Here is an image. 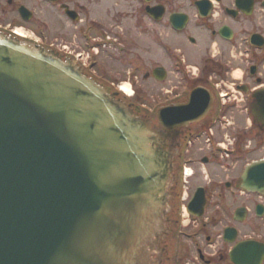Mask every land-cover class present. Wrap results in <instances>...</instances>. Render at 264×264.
Wrapping results in <instances>:
<instances>
[{
	"label": "flooded vegetation",
	"instance_id": "1",
	"mask_svg": "<svg viewBox=\"0 0 264 264\" xmlns=\"http://www.w3.org/2000/svg\"><path fill=\"white\" fill-rule=\"evenodd\" d=\"M0 31L60 53L112 92L129 85L132 103L141 82L166 95L161 105L213 95L174 140L158 258L237 264L240 243L264 245V0H0ZM158 109L148 108L153 126Z\"/></svg>",
	"mask_w": 264,
	"mask_h": 264
},
{
	"label": "water",
	"instance_id": "2",
	"mask_svg": "<svg viewBox=\"0 0 264 264\" xmlns=\"http://www.w3.org/2000/svg\"><path fill=\"white\" fill-rule=\"evenodd\" d=\"M196 94L153 126L70 59L0 31V264H162L174 140L214 106ZM263 257L254 241L232 252Z\"/></svg>",
	"mask_w": 264,
	"mask_h": 264
},
{
	"label": "rangeland",
	"instance_id": "3",
	"mask_svg": "<svg viewBox=\"0 0 264 264\" xmlns=\"http://www.w3.org/2000/svg\"><path fill=\"white\" fill-rule=\"evenodd\" d=\"M122 85H126V84H122ZM151 86L152 85L148 82H141L138 85V89H137L139 93V95H137L138 96L137 101L139 104L144 105L145 108H143V110L146 113H148V108L153 109L154 107H157L158 105H160L162 101H164L167 98L166 95H150ZM127 97H133V96H127Z\"/></svg>",
	"mask_w": 264,
	"mask_h": 264
},
{
	"label": "bare ground",
	"instance_id": "4",
	"mask_svg": "<svg viewBox=\"0 0 264 264\" xmlns=\"http://www.w3.org/2000/svg\"><path fill=\"white\" fill-rule=\"evenodd\" d=\"M123 92H125L127 95L132 94L131 88L129 85L123 86V89H121Z\"/></svg>",
	"mask_w": 264,
	"mask_h": 264
}]
</instances>
